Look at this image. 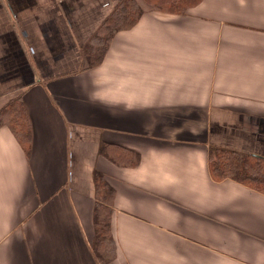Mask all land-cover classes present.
Returning <instances> with one entry per match:
<instances>
[{"label": "crops", "instance_id": "obj_1", "mask_svg": "<svg viewBox=\"0 0 264 264\" xmlns=\"http://www.w3.org/2000/svg\"><path fill=\"white\" fill-rule=\"evenodd\" d=\"M119 1L0 0V111L21 97L31 132L0 124V264H100L94 172L110 264H264V195L208 166L264 158V0L147 10L87 67Z\"/></svg>", "mask_w": 264, "mask_h": 264}, {"label": "trees", "instance_id": "obj_2", "mask_svg": "<svg viewBox=\"0 0 264 264\" xmlns=\"http://www.w3.org/2000/svg\"><path fill=\"white\" fill-rule=\"evenodd\" d=\"M202 0H120L105 18L96 34L82 48L88 66L98 65L112 37L119 31L133 27L147 10L183 15ZM5 122L25 151L29 150L30 123L21 97L0 111V124ZM116 157V156H115ZM133 155L131 165L137 162ZM113 161L120 164L116 158ZM209 174L214 181L233 180L264 195V158L211 147L208 154ZM95 209L93 214L94 239L91 252L100 264H110L115 256V243L110 232L113 190L100 173H93Z\"/></svg>", "mask_w": 264, "mask_h": 264}]
</instances>
